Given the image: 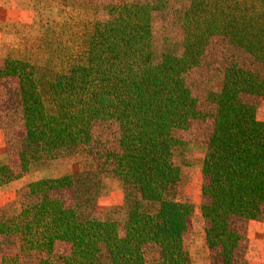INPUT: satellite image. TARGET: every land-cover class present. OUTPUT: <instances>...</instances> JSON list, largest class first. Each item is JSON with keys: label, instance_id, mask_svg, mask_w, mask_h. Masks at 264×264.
<instances>
[{"label": "trees", "instance_id": "1", "mask_svg": "<svg viewBox=\"0 0 264 264\" xmlns=\"http://www.w3.org/2000/svg\"><path fill=\"white\" fill-rule=\"evenodd\" d=\"M166 1L110 3L104 22L95 18L98 8L90 9L91 22L80 19V8L71 9L72 32L52 31L54 49L46 65L3 61L0 79H15L19 87L21 147L19 169L0 166V186L27 172L26 148L88 152L97 144L93 159L101 160L94 172L41 179L17 193L2 210L0 264L22 258L57 264L55 241L71 245L65 264H144L147 246L159 254L154 264L192 262L185 243L191 206L168 194L179 179L174 158L184 147L177 133L207 115L186 77L200 67L217 36L264 68V0H190L182 13L180 53L156 61L152 20ZM71 33L73 38L66 36ZM263 94L262 72L232 61L224 65L221 90L207 93L215 113L201 161L200 212L212 264H241L246 226L242 232L233 221L262 214L264 122L249 100ZM97 123L116 125L121 146L100 151L93 136ZM104 175L117 181L123 201L111 220H93L84 206L102 194Z\"/></svg>", "mask_w": 264, "mask_h": 264}, {"label": "rangeland", "instance_id": "2", "mask_svg": "<svg viewBox=\"0 0 264 264\" xmlns=\"http://www.w3.org/2000/svg\"><path fill=\"white\" fill-rule=\"evenodd\" d=\"M43 1L38 4L43 7L44 13L41 20L43 28L39 30L37 40L33 43L26 44L24 52H13L10 57L0 58V68H5L3 61H21L31 63L37 66L46 65L53 49V40L51 38L52 31H61L62 29L71 28L73 19H76L74 12L68 15L67 11L71 9H81L83 14L80 19L90 21L93 19V13L88 14L91 8H98L95 18L104 22L108 20V4H113L120 0H39ZM128 2L138 0H125ZM190 0H167L165 2V10L154 14L152 20V36H153V57L159 60L162 54L173 53L179 54L181 48L182 30L181 20L182 13L188 7ZM83 5L86 7L83 8ZM48 9V10H46ZM76 21H79L78 19ZM47 24V25H45ZM69 32H72V28ZM74 37V33L66 36ZM65 36H63L64 39ZM70 39V38H69ZM34 49L36 54L34 55ZM28 52V54H27ZM27 56V57H26ZM22 57L29 58V61ZM45 63H42V61ZM235 62L240 66L255 71H260L264 75V68L261 67L254 59L243 50L231 45L226 38L217 36L213 38L207 47L206 54L202 59L199 68L190 72L186 80L191 88L194 96L198 98L201 111L204 112L206 118L204 120H195L191 122L189 128L185 131L178 132L177 135L183 140L184 147L179 155L174 158V163L179 168V179L177 182L169 186V197L182 203H188L191 206V229L185 237V243L190 250L192 262L190 264H200L207 260L212 264L211 252L207 248L205 241L206 221L201 215L200 207L204 203L201 193L203 177L201 174V161L206 152L208 137L213 128V115L215 106L207 100V93L219 92L222 87L223 69L227 62ZM1 75V74H0ZM19 87L15 79L2 77L0 79V132L3 135L7 160L0 166H9L14 170L19 169V109L20 104ZM256 104L258 120L263 121L264 118V94L258 98L249 100ZM14 110L16 113H12ZM7 126L8 129H4ZM94 138L99 143L98 149L102 152L106 150H114L117 146H121L118 141V129L116 125L111 123H97L94 126ZM97 145V144H96ZM96 145L94 148L96 149ZM88 151L83 147L77 148H61L50 152L30 151L26 148L27 158L29 162L28 170L21 177L27 183L25 186L17 189L11 200L0 207V222L4 220V211H2L11 201L16 198L17 193L30 183L41 179L58 178L64 175L80 174L83 172H94L98 164L99 157L95 158L94 151ZM122 150V149H121ZM98 160V161H97ZM13 170V171H14ZM20 177V178H21ZM104 189L101 195H96L94 199H88L90 206L85 205L87 213L93 220L107 221L113 217V208L120 205L123 201L122 190L117 181L108 176H102ZM18 178V179H20ZM84 178L88 179V177ZM14 179L5 184L16 181ZM69 197L66 198L68 200ZM83 207V206H82ZM257 221H264V205L262 206V214ZM251 221L243 222L233 221L234 227L243 232ZM0 236V242H2ZM145 263L154 264L159 259V254L154 246L145 247ZM71 245L63 241H55L53 253L57 258V264H65L64 257L70 254ZM5 250V247L3 248ZM22 258L18 264H30ZM242 264V263H241Z\"/></svg>", "mask_w": 264, "mask_h": 264}, {"label": "crops", "instance_id": "3", "mask_svg": "<svg viewBox=\"0 0 264 264\" xmlns=\"http://www.w3.org/2000/svg\"><path fill=\"white\" fill-rule=\"evenodd\" d=\"M42 2L39 0H0V58L10 57V54L13 56V52L23 53L26 44L37 40L35 37L43 28V22L40 20L44 9L38 5ZM33 50L35 55L36 49L33 48ZM22 58L29 61V58ZM45 61L46 59L42 63ZM6 160L5 143L0 132V164L5 163ZM24 179L21 177L0 188V207L12 199L17 189L29 183ZM246 237L247 247L242 264H264V221H251L247 227ZM200 264H209V262L205 260Z\"/></svg>", "mask_w": 264, "mask_h": 264}]
</instances>
